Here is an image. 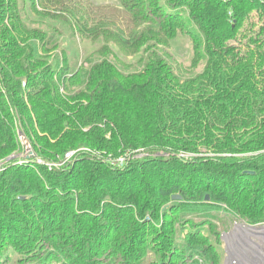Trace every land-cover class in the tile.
<instances>
[{
  "label": "trees",
  "instance_id": "trees-1",
  "mask_svg": "<svg viewBox=\"0 0 264 264\" xmlns=\"http://www.w3.org/2000/svg\"><path fill=\"white\" fill-rule=\"evenodd\" d=\"M115 2L0 0V264H223L216 223L264 225V0Z\"/></svg>",
  "mask_w": 264,
  "mask_h": 264
},
{
  "label": "rangeland",
  "instance_id": "rangeland-1",
  "mask_svg": "<svg viewBox=\"0 0 264 264\" xmlns=\"http://www.w3.org/2000/svg\"><path fill=\"white\" fill-rule=\"evenodd\" d=\"M85 1L93 3L95 6H98V5L108 6V8L111 10L114 9V5L116 4L115 0H85ZM115 15L117 16V13H115ZM118 18L120 17L118 16ZM259 24H260V21L256 13H254L251 15L250 19L247 20V25L246 24L244 25L247 26L248 29H250V27L253 25L252 28H254V31H256L258 29ZM59 29H60V32H63L62 36L58 39L60 50L64 51L66 56L71 58V62H73L72 63L73 68L78 66L80 62H82V60L86 58V56L91 55L97 50L98 47L101 46V43H97V42L93 43L90 40L80 38L78 35H75L74 36L75 38H72L71 37L72 31L62 28V26H59ZM116 51H118V49L114 48V52ZM167 53L172 57L173 62H171V64L174 68H175V65H178V66H181L183 70H185L187 67L190 66V61L192 58V49H191L190 40L187 37H184L179 34L176 37V39L170 43ZM96 57L97 56H95V59ZM59 60H56V61L59 62ZM127 60L128 61L130 60V62L135 61V59H133L132 57H128ZM201 69H202V66L197 68L195 72H199ZM18 149H19L18 152L14 156L16 160L18 159L20 153H22L21 144ZM187 156L189 155H182V157H187ZM116 160L117 159H109L108 161L111 163V165L117 168H120L124 165V163L123 164L117 163ZM216 224L218 225L219 232L221 233V236H220L221 248L223 249V252H224L223 264H241L238 261V257L230 254L229 246H233L234 248H240V250L241 251L243 250V252H245L243 248H246L250 252L252 249L254 251L256 249L257 252L256 251L255 252L257 253V255L264 253L263 245H262L263 249H260L255 243L251 242V241L258 242L259 239L260 240L264 239V234H253V233L245 234L243 229L245 230L249 229V226L243 222L233 223L230 226L229 231L223 230L222 225L220 226L219 223H216ZM256 227L257 228L260 227L261 229H264V225L256 226ZM243 259L246 264H251L250 259H246V257Z\"/></svg>",
  "mask_w": 264,
  "mask_h": 264
},
{
  "label": "built area",
  "instance_id": "built-area-1",
  "mask_svg": "<svg viewBox=\"0 0 264 264\" xmlns=\"http://www.w3.org/2000/svg\"><path fill=\"white\" fill-rule=\"evenodd\" d=\"M18 140L22 146V150H21L22 153H20L18 159L16 160V163L18 165L24 164L27 161L32 160L35 162V164L44 165L47 167L48 170H51L52 168L61 167L65 163L69 162L72 159L73 155L76 153V151L67 152L64 155V158L58 162H51V163L50 162H43L41 159L36 158V156L34 155L32 149L29 145V143L20 134H18ZM14 156H12V157H14ZM181 157H182V154H181ZM125 160H126V156H121V157L117 158L116 162L119 164H123L125 162ZM251 227L257 228L256 226H249V228H251ZM260 241L261 240L259 239L258 242H254V241H252V242L255 243L260 249H263L262 245L264 246V243L262 241L261 242ZM258 264H264V255L263 254H262V261H258Z\"/></svg>",
  "mask_w": 264,
  "mask_h": 264
},
{
  "label": "bare ground",
  "instance_id": "bare-ground-1",
  "mask_svg": "<svg viewBox=\"0 0 264 264\" xmlns=\"http://www.w3.org/2000/svg\"><path fill=\"white\" fill-rule=\"evenodd\" d=\"M245 234L246 233H253V234H264V229L261 228H249V229H243ZM234 237V236H233ZM228 238V236H227ZM235 239V238H233ZM262 242H264V239L261 240ZM252 242V241H251ZM253 248V247H252ZM230 249V254L238 257V261L241 264H246L244 259L246 257V259H250L251 264H258V261H262V254H258L257 255V250L255 249V251L252 249L251 252L249 250H247L246 248H243L245 250V252H243V250L241 251L240 248H234L233 246H229ZM241 251V252H240ZM264 251V250H263ZM264 255V253H263Z\"/></svg>",
  "mask_w": 264,
  "mask_h": 264
},
{
  "label": "water",
  "instance_id": "water-1",
  "mask_svg": "<svg viewBox=\"0 0 264 264\" xmlns=\"http://www.w3.org/2000/svg\"><path fill=\"white\" fill-rule=\"evenodd\" d=\"M172 200H180V196H178V195H174V196L172 197ZM205 201H208V196H205Z\"/></svg>",
  "mask_w": 264,
  "mask_h": 264
}]
</instances>
